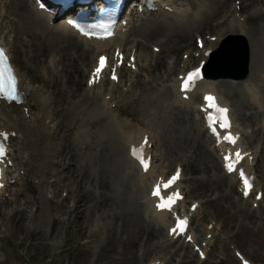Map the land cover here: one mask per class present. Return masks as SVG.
<instances>
[{
    "label": "rangeland",
    "instance_id": "1",
    "mask_svg": "<svg viewBox=\"0 0 264 264\" xmlns=\"http://www.w3.org/2000/svg\"><path fill=\"white\" fill-rule=\"evenodd\" d=\"M234 1L237 0H228L227 4L230 5V2L232 4ZM240 1L242 2V0ZM260 5L261 3L250 9H246L244 6L243 11L246 14H251ZM249 32L254 39V67L248 80H254L264 85V43L257 42L253 30ZM194 34L192 33L190 36L195 48ZM204 34L202 33L203 36ZM157 41L152 40L147 43L146 51L151 52V47L154 44L161 45ZM238 41L241 40L238 39ZM234 42H237V39ZM35 47L33 46L34 49ZM52 49L49 48V51ZM182 51L180 49L175 56L179 60ZM48 54L43 58L42 65L45 64ZM168 57L167 54L164 55V58ZM17 63L30 82L36 83L37 78L42 80L40 78L41 66L32 63L29 55L25 58L20 54ZM223 72L224 70H221L220 75L224 73L231 74L233 77L242 75V71L229 72L225 70ZM74 75L65 78V84L59 79L55 80L54 99L62 98L64 90L75 86L78 75L76 73ZM220 79L227 84L236 80L229 76ZM241 81L244 80L237 82ZM218 85L221 87L222 83ZM83 87L84 85L81 88L78 87L79 96L70 94L68 103L64 102L61 106V109L69 115L68 127L70 130L64 127L61 118H57L62 127V135L56 136L57 139L53 141H50L48 137H43L46 142L50 141L48 151L52 156L45 157L47 151L41 152L33 158V165L30 168V184L27 185L25 196L16 200L19 201L17 203L4 204L0 207V238L4 236V239L0 240V251L4 256L0 260L5 259L3 264H145L155 254L162 252L172 254L175 251V246L171 245L166 249L161 248L159 243L162 241L161 233L164 234L163 231H160L161 233L154 239L147 240L150 228L149 222L144 219V209L140 207V187L137 188L136 181L132 179L126 169L125 146L116 126L112 123L120 136L119 139L124 150L111 131L100 135V137H97L93 131L88 133L86 127L82 125L85 115L73 111V107L83 110L84 104L91 108L96 106V102L90 99L81 102L84 97ZM261 87L264 101V89L263 86ZM228 90L231 92V96L224 95L223 97L229 99L228 101L232 104L237 122L244 127L249 126L253 132L252 139L246 137L248 146L254 147L258 143L261 144L255 171L257 184L264 191V130L260 133L256 131L261 127L259 122L260 118H264V109L259 110L260 115L255 116L252 122H248L244 113L247 112L251 115L253 110H257L252 105L243 86L231 85ZM77 101L80 104H76ZM131 106L133 107L131 108ZM131 106L130 108L138 116L139 114L146 115L148 96H144L143 102ZM252 107L254 109H250ZM59 108L60 106H57L56 110L54 108L55 113ZM133 111L130 110V112ZM177 112H184V116ZM188 113L182 110H176L174 113L167 111L166 119H163L164 114L160 120H157V126L162 134L158 159H162L164 162L167 160L166 163L170 165L169 172H172L174 165L180 162L185 170V187L190 192V202L199 200L203 204L204 221L203 219L195 220L193 224L194 231L199 237L198 243L200 244L206 239V232L203 231L206 222L212 221L219 230L208 249L209 255L206 260L200 261L192 248L188 247L172 254L167 264H199V261L200 264H240L234 255L235 249L243 252L254 264H264V208L262 207L264 199L259 208L253 207L252 200L242 199L237 187L231 184V180L223 175L220 168L216 169V161L208 153V149L205 148V152L211 156L213 162L211 163L209 160L204 164L197 163L193 141L201 136L194 126L191 114L187 117L191 122L187 121V129L185 128L191 132L185 131L183 135L190 137L188 141L192 145L183 146L177 141L178 136L169 131V119L175 118L173 116L175 114L184 118ZM60 140L61 143H59ZM103 147H106L107 154L117 159L116 165L105 168L102 163L104 150L103 156H100L99 153V149H103ZM61 153L69 160V167L64 166L63 163L62 167L53 163L59 160L58 155ZM56 168H59V172H63L62 177L54 176L51 177V180L61 181V184L64 185L63 188L69 190L70 197L62 198L63 188L60 187L55 188L54 197L67 205L66 207L51 206L50 199H46L50 195L49 187L43 189L38 186V176L45 175V172L49 170L56 171ZM103 170H106L110 177L109 191L102 189L104 187L103 178L99 176ZM47 180L49 181L48 178ZM74 206H76L75 214L71 213ZM66 210L70 215L66 225L57 231L51 229L53 226L51 217L54 215V218L63 219L65 216L61 211ZM17 211L20 212L16 213ZM66 229L69 230V233H65ZM6 236H11L13 239L8 241ZM62 244H66L64 248H60ZM62 250H64L63 253H61Z\"/></svg>",
    "mask_w": 264,
    "mask_h": 264
},
{
    "label": "bare ground",
    "instance_id": "2",
    "mask_svg": "<svg viewBox=\"0 0 264 264\" xmlns=\"http://www.w3.org/2000/svg\"><path fill=\"white\" fill-rule=\"evenodd\" d=\"M227 1L228 0H155L158 10L152 13H149L146 10L141 13L137 8L136 11H134L135 9L133 8H129V11L131 10V12H129V15H126L128 20L126 30L124 32L120 31L115 38L108 42H95L76 37L63 22H60L53 27L50 26L49 22L51 21V17L44 13L37 12L34 6V1L0 0V35L3 40L5 39L10 50L15 49L16 57H19V52H21L25 58L29 55L31 62L35 63L36 66H42L43 58L49 53V57H51L48 59L50 66H58V68H60V71H58V68L49 69L53 73L55 79H59L65 84V78L68 76H75L74 73L78 75V80L75 86L72 88L67 86L69 88L63 91L62 98L58 100L54 99L56 92L53 88L52 91L47 92V83L44 82L43 79L40 80L37 78L36 83L30 85V87L34 85V87L38 88L40 102H42L44 107L47 108L46 115H55L57 118H61L64 127L67 130H70L68 127L69 115L61 109V106L64 102L68 103V100L71 97L70 94H78V87L81 88V86L84 85V81L86 94L81 102L86 99L99 102V104L96 103L94 108L84 104L82 106L83 110L73 107V111L77 114L85 115L82 125L86 127L88 133L93 131L97 137H100V135L102 136L104 133L111 131L122 149L123 147L121 143H124L125 150H123L125 152L126 169L132 179L136 181L135 184L137 188L140 187L139 192L142 203L140 207L144 209V219L149 222L150 233L147 236L148 241L154 239L156 235H158L157 231H160L161 228L166 231L167 236L168 228L171 226L167 213H156L153 208V204L156 200L149 197L150 186L154 183L153 179L159 175H167L170 170V165L166 163L167 160L166 162L162 161V159L158 161L160 156L158 155V151H160L162 134L157 126V120H160L164 114L165 117L163 119H166L167 111L173 113L176 110L189 112L184 118L178 114L173 115L175 118L169 119V131L178 136L177 141L182 143L183 146L192 145L188 141L190 137L183 135L185 131L189 133L191 132L190 130H186L187 121H190L187 117L191 114L195 123L194 126L201 136H198V138L193 141L195 159L197 160V163L201 162L204 164V162L209 160L211 163L213 162L210 155L214 158L215 156L219 157L218 153L221 147L216 148L215 142H213V146L210 147L212 140L208 133L204 131L202 120L194 103L197 93L200 92L201 96H203V94L208 91L217 92L223 100L221 94L226 97L231 96V92L228 90L229 86L242 85L256 106L259 109H264L261 87L263 86L264 89V85L261 83L260 85L254 80H248L249 77L247 80L241 82H228V84L222 80H205L199 84L196 91L189 94V100L183 99L182 94L179 91L180 81L176 75V71L178 74H184L188 69L194 68L200 60L205 59V51L218 48L220 45V39H222V37H227L229 33L244 36L249 40L252 49L250 64L251 74L254 67V39L251 37L249 31L253 30L258 43H264V3L257 8L256 11L244 16L241 14L234 15L232 13L234 12L232 10V4L231 2L230 5L229 3L227 4ZM243 1L246 9L254 7L257 3L254 0ZM140 2L142 3L143 0H140ZM166 8H171L172 11H168ZM215 22L217 23L214 24ZM207 31L209 32L208 34H211V37L217 36L216 41L213 42L205 37L204 49H194L190 35L195 33L197 37H201V34L205 33L204 35L206 36ZM152 40H158L157 43L161 45L155 44L152 46V51L147 52V43ZM33 46H36L35 49ZM155 47H161L159 53L154 52ZM49 48L53 49L49 51ZM117 48H120L125 54L127 61L129 60L130 55L134 53L137 69L132 71L127 67L123 68L122 77L118 83V87L120 88L117 91L115 90L117 87L116 83L104 79L98 86L89 87L88 77L95 66L96 57L101 53H112ZM180 49L183 50L182 54L184 52V54H189L188 59H182V55L180 60L178 57H175ZM194 51L200 54L199 57L196 55L193 56ZM45 52L47 53L45 54ZM166 54L169 56L168 58H164V55ZM47 67H49L48 64ZM35 75L37 74L35 73ZM21 76L23 79L21 87L24 89L25 85L29 82L27 81V78H25V75L21 74ZM218 81L219 83H222L221 87L218 85ZM90 93L93 94L94 97H91ZM79 95L80 92L78 96ZM145 95L148 96L147 114H139L138 116L131 109L133 107L131 105L143 102ZM228 100L229 99L226 98L224 99L226 104H228ZM239 102L241 103V101ZM76 104L80 103L77 101ZM200 105L201 103L198 104V107ZM57 106H60V108L55 113L54 108L56 110ZM44 107L34 112L36 116L35 119L32 116L31 111L29 118L22 116L20 119H15L10 116V121L17 132L22 135L24 142H27L28 140H38V137L40 139L45 132L50 134L53 130V127H46L44 130V124L41 123L40 118L38 117L42 116L41 114ZM130 110L133 112H130ZM179 114L184 116V112ZM233 114L234 116L236 115L235 112H233ZM257 115L260 114L252 113L249 115L244 113V117L247 118L248 122H252ZM112 123L120 130L122 142ZM259 125H264V118L260 120ZM33 127L34 129L31 130ZM236 128L242 135L241 146L246 152H250L253 157V160L248 164V169L251 173H254L261 145L258 144L253 148L248 147V145L244 143L245 141L243 138L245 135H248L249 139L253 138L252 134L249 133L250 129H247L248 127L242 128L240 126ZM263 129L264 128L260 127V129H256V131L260 132V130ZM55 132L59 133L61 136L62 127L57 124ZM146 135L149 137L150 144H152V147L148 149V151L157 158V165L151 168V170L145 175L141 173L137 164L129 158L128 154L131 145L134 143L139 144ZM24 142L20 137L18 142L20 148L18 152L16 151V158L18 159L19 157L21 158L22 155L27 156L25 151L22 153V145ZM59 143H61V140ZM34 145L35 146H32V150L35 157L38 156L39 153H44L49 150V144L47 143L43 144L42 147H37V142H35ZM205 148L211 150L210 152L208 151L210 155L205 152ZM103 150L104 157L102 163L105 168L110 165H116L117 159L107 154L106 147L99 149L100 156H103ZM46 154L50 153L47 152ZM58 157L59 161L63 163L64 166H70L69 160L63 153L59 154ZM215 161L216 169L221 168L219 167L220 165L216 158ZM59 171V168H56V171L49 170L48 172H45V175L39 176L38 186L43 189L49 187L50 198L46 197V199H50L52 202L51 204L66 207L67 205L54 197L56 194L55 188L63 184H61L62 182L59 180H51V177H62L63 172ZM46 176H49L47 177L49 181ZM99 177L103 178L102 182L104 187H102V189L104 191H109L111 181L107 171L103 170ZM184 177L185 173L183 171L181 180L177 186L183 188L185 193H187L186 189L183 187V184L185 183V181L183 182ZM230 180L234 182L235 175H231ZM107 197H109V195H107ZM186 198H188V196ZM255 202V200L252 201L253 204ZM195 203L196 202H193L192 204ZM201 207L202 205L199 203V207L194 213L196 217L203 216ZM62 213L65 214L66 211H62ZM64 224L66 225V223ZM210 224L211 223H208L205 228L207 234L211 233L208 228V225ZM214 228L213 225L212 229ZM191 233L194 235L195 245H197V236L194 232ZM211 242L212 241L210 240L208 241L209 246ZM167 243L169 242H167L166 239L165 241H162L163 245ZM206 250L207 248L205 249V254Z\"/></svg>",
    "mask_w": 264,
    "mask_h": 264
},
{
    "label": "snow or ice",
    "instance_id": "3",
    "mask_svg": "<svg viewBox=\"0 0 264 264\" xmlns=\"http://www.w3.org/2000/svg\"><path fill=\"white\" fill-rule=\"evenodd\" d=\"M106 66V58L105 57H101L100 61H99V67L96 69V72L94 73V80L90 81L91 82H95V77L97 76V74ZM199 77V72L198 71H194L188 74L187 78L184 79V83H183V90H189L190 87L194 86L195 83V79ZM113 79H116L115 75H113L112 77ZM16 78L13 74L11 65L8 62V57L5 55L4 50L0 49V95L10 99V100H16L17 95H16ZM206 101L208 102V107H211L214 109L215 113L217 114V119H219L220 117H222V121H221V127H230V125L227 122V109L226 108H221L218 107L215 104V98L212 96H208L205 98ZM211 119V117H210ZM3 134H0V136H2ZM226 140H229V142L231 143H235V139L231 138L230 136H226L225 137ZM142 149L133 150V154L136 155L137 152L140 153L139 157L141 159V163L143 164L145 170H147L148 168V164L144 161L143 156H142ZM0 152H2V150H0ZM235 157L237 158V160H239L240 157V153L237 152L235 153ZM228 158L226 157V160ZM228 167V171H233L234 170V164L233 163H228L227 165ZM241 175H243V173L241 172ZM179 176V171H177V174L175 177L172 178V181H175ZM245 188L247 189L249 187L248 181L245 180ZM2 186V185H0ZM155 195H159V186H157L156 190L154 191ZM247 195V192L245 193ZM160 207H165L164 204H161ZM183 223L181 222V224L178 225V228H180L182 230L183 228ZM175 231V230H173Z\"/></svg>",
    "mask_w": 264,
    "mask_h": 264
},
{
    "label": "water",
    "instance_id": "4",
    "mask_svg": "<svg viewBox=\"0 0 264 264\" xmlns=\"http://www.w3.org/2000/svg\"><path fill=\"white\" fill-rule=\"evenodd\" d=\"M248 61V60H247ZM234 63V62H233Z\"/></svg>",
    "mask_w": 264,
    "mask_h": 264
}]
</instances>
